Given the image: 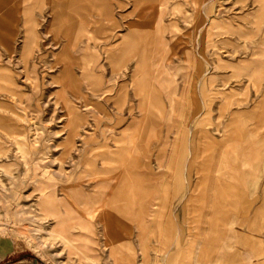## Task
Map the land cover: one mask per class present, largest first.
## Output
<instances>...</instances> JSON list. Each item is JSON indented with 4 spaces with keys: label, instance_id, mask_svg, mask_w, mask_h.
<instances>
[{
    "label": "rangeland",
    "instance_id": "374dc122",
    "mask_svg": "<svg viewBox=\"0 0 264 264\" xmlns=\"http://www.w3.org/2000/svg\"><path fill=\"white\" fill-rule=\"evenodd\" d=\"M68 1L0 0V240L19 264H264L259 1L148 0L140 70L132 0ZM83 16L98 38L61 30Z\"/></svg>",
    "mask_w": 264,
    "mask_h": 264
},
{
    "label": "crops",
    "instance_id": "0c3cea01",
    "mask_svg": "<svg viewBox=\"0 0 264 264\" xmlns=\"http://www.w3.org/2000/svg\"><path fill=\"white\" fill-rule=\"evenodd\" d=\"M80 2H81V0H69L68 2L65 3V5L67 7H79ZM147 2H148V0H132V6H131L132 8H131L130 12L132 15H135V16L138 15V19L132 20V22L130 24V27H132V28L129 31V34L126 36V40L123 43L122 48L119 49L120 52L122 50V52L124 51L126 53L129 51L133 52V50L135 51V49H137L139 47V49H140V59H139V63H138L139 64V67H138L139 70H140L141 63L143 61V56L145 55V49H144L145 45H142L140 43V40H141V36H142L141 31L147 29L146 16H143L144 14H146ZM45 3L46 4L52 3V8L54 7L53 8L54 10L57 9L61 5L60 0L59 1L58 0H55V1L54 0H45ZM93 7L97 10L102 8L100 6H98L96 8V3H93ZM103 12H104L103 15L107 16V11H106L105 7L103 9ZM59 15H61V14H59ZM60 18L62 19V15ZM75 19H73V24H71L70 27L68 26L69 23L65 22V24H64V22H63L62 23L63 28L61 27V30H66V31L74 30V32L79 31V33L86 32L87 37H91V39L98 38L97 33H96L99 30V23L100 22L98 19H96L92 16L91 17H87V16L77 17V19L76 20ZM72 25H74V26H72ZM75 26H76V29H75ZM144 26H145V28H144ZM131 31H132V33H131ZM76 36H77V34H76ZM141 48H143V49H141ZM86 54H87V52H86ZM91 54L94 57L95 53H94L93 49L91 51ZM83 55L85 56V51H83L82 57H83ZM19 253H20V250H19L18 246L15 244V242L8 243V242H4V240L3 241L0 240V264H19V262H20L19 261L20 260L19 259ZM236 264H255V263L251 261L250 263H236Z\"/></svg>",
    "mask_w": 264,
    "mask_h": 264
},
{
    "label": "bare ground",
    "instance_id": "6f19581e",
    "mask_svg": "<svg viewBox=\"0 0 264 264\" xmlns=\"http://www.w3.org/2000/svg\"><path fill=\"white\" fill-rule=\"evenodd\" d=\"M260 3V10L262 8V10H264V0H258ZM167 2V1H166ZM57 3V2H56ZM55 3V4H56ZM161 4V3H160ZM163 4H165V2H163L161 5L164 6ZM167 5V4H166ZM54 8V7H53ZM59 17H61V15H58ZM76 20V19H75ZM88 21V20H87ZM62 22V21H61ZM60 22V23H61ZM77 25V24H76ZM74 26V25H72ZM63 28V27H62ZM73 29V28H72ZM76 29V26H75ZM60 30V29H59ZM59 33V32H58ZM64 33H66V31L64 30ZM64 36V34H63ZM71 36V35H70ZM73 38V37H72ZM69 50V49H68ZM66 52V51H65ZM64 52V53H65ZM68 53V52H67ZM70 55V54H69ZM70 57H73L70 55ZM74 58V57H73ZM66 59V58H65ZM64 59V60H65ZM68 59V58H67ZM74 60V59H73ZM63 62V61H61ZM66 62V61H65ZM73 62V61H72ZM75 62V61H74ZM73 62V63H74ZM64 63V62H63ZM76 63V62H75ZM73 65V64H72ZM70 68L71 67H67ZM65 77V76H64ZM75 78V77H74ZM63 83V80H60ZM67 81V80H65ZM64 85V84H63ZM69 85V84H67ZM73 87V86H72ZM75 87V86H74ZM63 101V100H62ZM57 103V101H56ZM69 110V109H68ZM67 110V111H68ZM71 111V110H70ZM76 112V111H75ZM69 113V112H68ZM71 113V112H70ZM74 113V112H73ZM73 115V114H72ZM76 115V113H75ZM83 118V117H82ZM71 119V118H70ZM71 122V121H70ZM72 125V124H71ZM75 126V125H74ZM74 128V127H73ZM76 128V127H75ZM74 132V131H73ZM14 136V135H12ZM16 136V135H15ZM14 136V137H15ZM20 152V151H19ZM37 189L40 191V198L38 200L39 205L41 206V211L43 212L44 216H51L54 220H55V224L52 226L51 229L47 230V237L51 238V239H57L60 242H62L63 244L68 243V239L66 237V229H65V217L64 214L60 211V209H58V206H56L57 204H59L60 202H66V199H57V196L54 192V190H47L46 184L44 183V181L42 179L39 180L38 183V187ZM112 196H110V198H108L107 203L109 204ZM80 197V196H77ZM73 200V199H72ZM76 201V199H74Z\"/></svg>",
    "mask_w": 264,
    "mask_h": 264
}]
</instances>
